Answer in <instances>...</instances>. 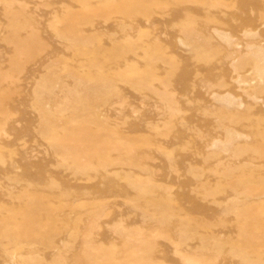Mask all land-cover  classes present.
<instances>
[{
    "label": "rangeland",
    "instance_id": "1",
    "mask_svg": "<svg viewBox=\"0 0 264 264\" xmlns=\"http://www.w3.org/2000/svg\"><path fill=\"white\" fill-rule=\"evenodd\" d=\"M0 264H264V0H0Z\"/></svg>",
    "mask_w": 264,
    "mask_h": 264
}]
</instances>
